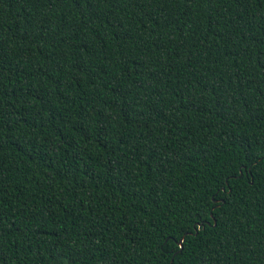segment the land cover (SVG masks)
<instances>
[{"label": "trees", "instance_id": "16d2710c", "mask_svg": "<svg viewBox=\"0 0 264 264\" xmlns=\"http://www.w3.org/2000/svg\"><path fill=\"white\" fill-rule=\"evenodd\" d=\"M0 264H264V0H0Z\"/></svg>", "mask_w": 264, "mask_h": 264}, {"label": "snow or ice", "instance_id": "6c2138e0", "mask_svg": "<svg viewBox=\"0 0 264 264\" xmlns=\"http://www.w3.org/2000/svg\"><path fill=\"white\" fill-rule=\"evenodd\" d=\"M225 179L228 180L229 177H226ZM225 186H227V185H225ZM209 195H210L211 199H209L207 202L208 211H200L199 212L201 224H203L204 222H207L211 218V214L214 213V211H215L216 204L214 203V201H215L216 193H210ZM179 244H180V248L184 247L183 241H179Z\"/></svg>", "mask_w": 264, "mask_h": 264}]
</instances>
